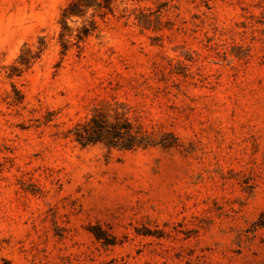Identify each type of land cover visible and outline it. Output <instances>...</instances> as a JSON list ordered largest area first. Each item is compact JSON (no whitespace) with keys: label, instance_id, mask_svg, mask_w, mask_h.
Here are the masks:
<instances>
[{"label":"rangeland","instance_id":"rangeland-1","mask_svg":"<svg viewBox=\"0 0 264 264\" xmlns=\"http://www.w3.org/2000/svg\"><path fill=\"white\" fill-rule=\"evenodd\" d=\"M98 3L0 0V264H264V0Z\"/></svg>","mask_w":264,"mask_h":264},{"label":"trees","instance_id":"trees-1","mask_svg":"<svg viewBox=\"0 0 264 264\" xmlns=\"http://www.w3.org/2000/svg\"><path fill=\"white\" fill-rule=\"evenodd\" d=\"M103 3H98V5L100 7H104V8H107V9H110V0H102ZM69 11L71 12H76L78 11V6L76 3H72L69 7ZM83 33L84 35H87L88 34V30L87 29H83ZM80 39V37H79ZM97 127L94 129L93 133L92 134H89L88 136H85V138L81 135V134H76V140L81 143V144H86L87 142L89 141H92V140H98V139H101V131L103 130V125L101 124H97L96 125ZM121 127H128V124H124V126H121Z\"/></svg>","mask_w":264,"mask_h":264}]
</instances>
